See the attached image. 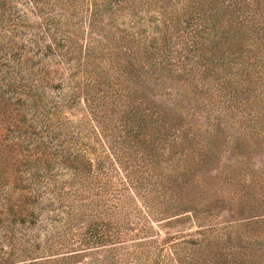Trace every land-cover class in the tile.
I'll list each match as a JSON object with an SVG mask.
<instances>
[{
    "label": "trees",
    "instance_id": "obj_1",
    "mask_svg": "<svg viewBox=\"0 0 264 264\" xmlns=\"http://www.w3.org/2000/svg\"><path fill=\"white\" fill-rule=\"evenodd\" d=\"M127 5L134 16L148 8L151 31L141 22L101 38L82 30L109 11L125 20ZM262 11L264 0H0V264H264V250L234 243L264 244V231L252 237L264 221L177 233L169 251L149 238L150 226L167 223L162 199L205 205L226 197L236 174L264 190L243 141L264 149ZM131 78L167 81L179 97L161 108ZM80 103L86 114L74 120ZM215 114L229 119L240 158L207 178L220 159ZM255 200L246 211L259 220ZM99 251L107 260H88Z\"/></svg>",
    "mask_w": 264,
    "mask_h": 264
},
{
    "label": "rangeland",
    "instance_id": "obj_2",
    "mask_svg": "<svg viewBox=\"0 0 264 264\" xmlns=\"http://www.w3.org/2000/svg\"><path fill=\"white\" fill-rule=\"evenodd\" d=\"M99 3H102L103 0H97ZM140 3V2H137ZM141 4V3H140ZM139 6V4H138ZM148 8H138L137 7V15L134 16L132 13V8L127 5V8H120L119 14H129L124 19H121L120 21H115L114 17H116L115 11H109L105 13L102 18L99 20L98 25L90 24V22L83 20L82 21V30H84L87 35L93 36L94 38H101L104 36L106 32H116V29L121 26V28L130 27L136 24V28L134 31L137 30L140 22L142 24H146L149 28V31H151V23L148 21L147 15H149V12H147ZM64 13V12H61ZM115 14V15H114ZM143 17L141 20L140 18ZM264 12L258 14V18H263ZM113 25L115 27H113ZM151 33V32H149ZM132 81L137 83V86L140 87V91L152 102H155L157 106L161 108H171L173 107L174 102L179 97L178 89L169 82H164L162 84H156L154 82H140L136 78H131ZM194 105L190 101H181V107L184 108V112L186 110H191L192 113H194V116H196L200 123L204 126L208 125V115L201 109H193L192 107ZM69 112L72 115V118L74 120H80L83 115L86 114V108L85 105L80 103L77 105L74 109L69 110ZM215 118L214 123L217 124L222 132L218 138L219 147L217 148L218 155L220 156V159L218 161L209 162L210 166L208 168L210 169L203 174V177H211L216 176L222 173L224 171V166H234L237 162H235L237 159L240 158V154L238 150L236 149L235 141L232 139V133H231V127H230V121L229 119L219 117V115ZM239 126V125H237ZM238 135V134H237ZM234 138V137H233ZM244 141V159L247 160L245 163V167L249 168V170H259L263 171L264 174V149L260 146H255L254 148H250L245 143L247 140ZM122 152V151H121ZM205 163V162H204ZM225 166V171L226 167ZM207 169V168H206ZM247 171V170H246ZM238 172V171H235ZM224 174V172H223ZM226 174V173H225ZM250 175V173H248ZM248 174H236L234 178L232 179V186H227L226 197L224 198H211L208 202H205V205H197L192 207L191 205H188L187 207H182V209H174L176 205L174 204L173 200L162 199V203H159L162 205V207H159L162 210H164L166 207L171 209L168 213H164L161 216V220L165 219L167 223L159 225L155 224L152 227L150 226V233L149 238H153L159 241L164 242V246L166 247V251H169V247L171 246L170 242V236L175 234H181V237L183 238H197L199 237L200 233L203 231H206L208 229H213L217 235V230L222 231H231L233 232V227L237 226L238 224L241 225V227H245V225H253L256 222L264 221V218H260L261 216H258L256 212H249L246 210H251V206L254 204V198H257L258 200H255L257 204L260 206L263 205L264 209V190L258 189V187H250V178ZM246 175V176H245ZM248 187L253 188L254 191H252V195L254 198L250 199L243 204L242 209H246L244 213H238V210L234 208V204L237 202L238 199L242 198V194L247 193L246 190ZM234 190V191H233ZM233 191V192H232ZM256 192V193H255ZM263 192V194H262ZM165 205H164V204ZM177 204V203H176ZM174 206V207H173ZM197 213V217L200 218L197 219L194 216V211ZM241 209V210H242ZM182 210V211H180ZM213 222V224H212ZM264 223V222H262ZM212 224V225H211ZM244 231L247 230V228H242ZM261 231H264V226H259L254 228V233L252 237L260 238L259 234ZM214 232V233H215ZM137 234V233H136ZM144 235V236H143ZM142 236L138 237H146L147 232L144 233ZM234 236L232 234H229V237L234 240ZM178 238V236H176ZM175 240V239H174ZM177 240V239H176ZM219 244H225L227 245L226 237H223V242L220 243V240L218 241ZM234 243L239 246L240 248H244L243 250L246 251H263L264 250V244H257L253 245V243L246 244L241 243L238 241H234ZM216 244V243H215ZM213 245V244H212ZM217 245V244H216ZM214 247H216L214 245ZM260 251V252H261ZM98 253V254H97ZM241 254V253H238ZM95 257L100 258L101 260L105 261L107 260V254L105 251H99L92 253L88 260H92ZM250 258H252V255H250Z\"/></svg>",
    "mask_w": 264,
    "mask_h": 264
}]
</instances>
